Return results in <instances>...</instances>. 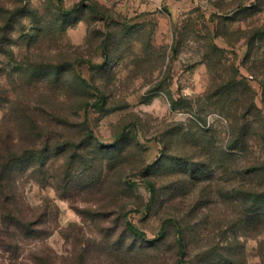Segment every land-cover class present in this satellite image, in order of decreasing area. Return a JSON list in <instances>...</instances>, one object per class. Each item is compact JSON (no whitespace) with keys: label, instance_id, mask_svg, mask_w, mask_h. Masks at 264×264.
<instances>
[{"label":"rangeland","instance_id":"rangeland-1","mask_svg":"<svg viewBox=\"0 0 264 264\" xmlns=\"http://www.w3.org/2000/svg\"><path fill=\"white\" fill-rule=\"evenodd\" d=\"M13 137L0 264H264V0H0Z\"/></svg>","mask_w":264,"mask_h":264},{"label":"trees","instance_id":"trees-1","mask_svg":"<svg viewBox=\"0 0 264 264\" xmlns=\"http://www.w3.org/2000/svg\"><path fill=\"white\" fill-rule=\"evenodd\" d=\"M83 83L86 84V81L84 80ZM28 118L30 120L29 125L36 131L40 127L39 123L30 117ZM19 142L17 137H13L8 139L3 146H0V237L3 241L4 239L12 240L9 244L16 242L17 238H21L30 230L36 231L38 226L37 222L33 223L28 220V216L17 204L16 178L24 172V169L21 168V162L25 160L24 155L16 151ZM184 248V242H180L181 253H183ZM178 264H183V261L180 260Z\"/></svg>","mask_w":264,"mask_h":264}]
</instances>
